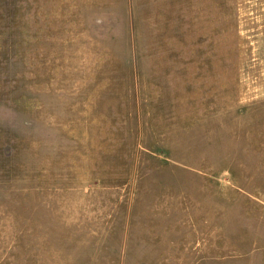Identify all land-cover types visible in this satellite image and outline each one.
<instances>
[{"label":"rangeland","instance_id":"rangeland-1","mask_svg":"<svg viewBox=\"0 0 264 264\" xmlns=\"http://www.w3.org/2000/svg\"><path fill=\"white\" fill-rule=\"evenodd\" d=\"M0 264H264V0H0Z\"/></svg>","mask_w":264,"mask_h":264}]
</instances>
